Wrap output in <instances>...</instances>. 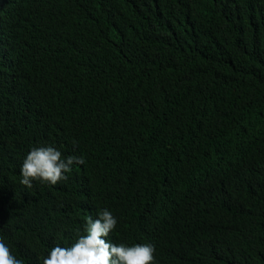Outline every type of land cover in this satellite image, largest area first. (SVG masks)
<instances>
[{"label":"trees","instance_id":"trees-1","mask_svg":"<svg viewBox=\"0 0 264 264\" xmlns=\"http://www.w3.org/2000/svg\"><path fill=\"white\" fill-rule=\"evenodd\" d=\"M46 146L84 163L27 188ZM104 209L154 264H264V0H0V239L43 264Z\"/></svg>","mask_w":264,"mask_h":264},{"label":"clouds","instance_id":"clouds-1","mask_svg":"<svg viewBox=\"0 0 264 264\" xmlns=\"http://www.w3.org/2000/svg\"><path fill=\"white\" fill-rule=\"evenodd\" d=\"M61 156V152L52 146L33 148L21 166L20 183L27 188L33 186V181L56 185L68 179L65 173L71 171L73 164L84 163L82 157L62 159ZM116 224V218L107 209L101 211L95 220L88 217L84 234L69 247L54 246L43 259V264H154L153 245L126 246L107 240ZM0 264H23V260L11 253L3 239H0Z\"/></svg>","mask_w":264,"mask_h":264},{"label":"bare ground","instance_id":"bare-ground-1","mask_svg":"<svg viewBox=\"0 0 264 264\" xmlns=\"http://www.w3.org/2000/svg\"><path fill=\"white\" fill-rule=\"evenodd\" d=\"M46 17H47V16H46ZM70 32H71V31H70ZM70 32H69V33H70ZM12 41H13V40H12ZM69 41H70V40H69ZM67 43H68V42H67ZM87 46H88V45H87ZM13 48H14V47H13ZM39 50H40V49H39ZM45 71H46V70H45ZM54 75H55V74H54ZM64 83H65V82H64ZM65 84H66V83H65ZM39 134H40V132H39ZM36 135H37V134H36ZM227 184H228V183H227Z\"/></svg>","mask_w":264,"mask_h":264}]
</instances>
